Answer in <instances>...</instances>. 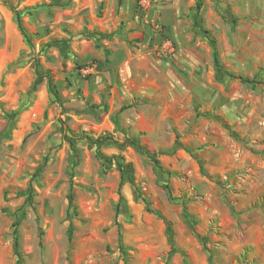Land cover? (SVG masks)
Listing matches in <instances>:
<instances>
[{"label":"rangeland","instance_id":"1","mask_svg":"<svg viewBox=\"0 0 264 264\" xmlns=\"http://www.w3.org/2000/svg\"><path fill=\"white\" fill-rule=\"evenodd\" d=\"M140 1L0 0V264H264V0Z\"/></svg>","mask_w":264,"mask_h":264},{"label":"trees","instance_id":"2","mask_svg":"<svg viewBox=\"0 0 264 264\" xmlns=\"http://www.w3.org/2000/svg\"><path fill=\"white\" fill-rule=\"evenodd\" d=\"M200 6H201V4H200V1L199 0H197V3H196V8L198 9V8H200ZM9 8H11L12 9V7H10L9 6ZM13 10V9H12ZM15 13V20H16V25H17V29H18V31H19V33L21 34V36L23 37V39H24V41H25V43L27 44V46L29 47V48H32L33 47V44H32V36L31 35H29L27 32H26V30H25V28L23 27V24H22V20H21V17H20V15H19V13H17L16 11L14 12ZM213 66H214V69H215V71H217L218 69H219V65H218V61H217V55H216V50L215 49H213ZM38 68H39V66L37 65V64H35V66H34V75H35V79L33 80V82L31 83V86H30V91H34L35 89H36V87L38 86V84L40 83V73H38ZM45 77V76H44ZM230 77H232V78H234V79H237V80H239L241 83H243V84H246V85H256V84H260L261 85V83L260 82H254V81H251V80H249V79H247V78H244V77H242V76H233V75H230ZM47 87H48V91H49V93H50V95L55 99V100H58V98H57V94H56V92H55V89L53 88V86H52V84H51V78L49 77V76H47ZM66 133H68V130H66ZM120 167H122V164H121V162H116ZM154 163H155V165L157 166V167H159L158 166V162L157 161H155L154 160ZM144 203H145V205H146V210H147V212L148 213H154L159 219H161V220H163V218H162V216L159 214V213H157V212H152L150 209H149V207H148V203L144 200ZM183 213H184V215L186 216V217H188V218H191L190 217V215L188 214V212H187V210H186V208L183 206ZM117 225V227L118 228H120V226L118 225V224H116ZM194 225V224H193ZM17 226V223H14V231H13V233H14V236H15V246H16V248H18V240H17V230H16V227ZM72 230H73V227H72V224L71 223H69V236H70V234L72 233ZM118 236H119V240L121 239V233L119 232V234H118ZM199 239H201L200 238V236H197ZM206 251H207V253H208V260L210 261L211 260V253H210V251L206 248Z\"/></svg>","mask_w":264,"mask_h":264},{"label":"crops","instance_id":"3","mask_svg":"<svg viewBox=\"0 0 264 264\" xmlns=\"http://www.w3.org/2000/svg\"><path fill=\"white\" fill-rule=\"evenodd\" d=\"M95 1L98 2V4L100 5V7L102 5L103 6H106L107 11L109 10V8H112V10L114 9L115 14L119 13L116 17L118 19H120V20L122 19V7L124 6V1L125 0H95ZM147 2H148L147 0H141L140 1V4L142 6L149 5ZM107 29H108V25L106 23L105 24L104 23H100L99 24V28H95V31H96L97 34H103V33L105 34V33H108V30ZM31 30H32V32L29 31L30 33L27 30H26V32L29 35H34L33 28ZM20 36H21V34H20ZM21 38H22V36H21ZM98 38L100 39L101 36L99 35ZM1 99H3V97Z\"/></svg>","mask_w":264,"mask_h":264},{"label":"built area","instance_id":"4","mask_svg":"<svg viewBox=\"0 0 264 264\" xmlns=\"http://www.w3.org/2000/svg\"><path fill=\"white\" fill-rule=\"evenodd\" d=\"M84 73H87V70H84Z\"/></svg>","mask_w":264,"mask_h":264}]
</instances>
